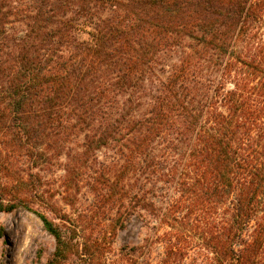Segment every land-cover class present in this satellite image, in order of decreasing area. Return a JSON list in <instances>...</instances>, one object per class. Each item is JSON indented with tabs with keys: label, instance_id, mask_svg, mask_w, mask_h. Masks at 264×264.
Instances as JSON below:
<instances>
[{
	"label": "trees",
	"instance_id": "obj_1",
	"mask_svg": "<svg viewBox=\"0 0 264 264\" xmlns=\"http://www.w3.org/2000/svg\"><path fill=\"white\" fill-rule=\"evenodd\" d=\"M65 147L97 209L148 230L129 264L153 242L155 264H264V0H0V169L25 184ZM5 191L60 254L42 191Z\"/></svg>",
	"mask_w": 264,
	"mask_h": 264
},
{
	"label": "rangeland",
	"instance_id": "obj_2",
	"mask_svg": "<svg viewBox=\"0 0 264 264\" xmlns=\"http://www.w3.org/2000/svg\"><path fill=\"white\" fill-rule=\"evenodd\" d=\"M80 141L81 135L66 144L75 149ZM50 152L49 163H18V174L25 184L16 182L13 175H4L0 169V187L5 185V193L11 195L42 191L43 198L38 195L32 202L34 208L45 211L62 227L66 236L62 252L55 255L57 243L37 215L17 206L9 211L0 210V264H129V248L145 244L143 238L148 230L135 219L128 221L125 228H116L107 216H112L114 210L101 213L96 207L92 179L88 176L94 173L80 175L74 169L67 174L65 168L70 165L72 151L65 147L57 156L52 150L46 153ZM64 214L66 217L61 219ZM149 250L146 253L139 249L138 256L150 258L155 264L162 255V244L153 242ZM184 262L190 264L191 256Z\"/></svg>",
	"mask_w": 264,
	"mask_h": 264
}]
</instances>
